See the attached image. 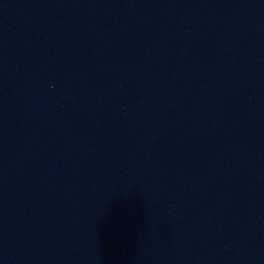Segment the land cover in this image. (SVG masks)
Segmentation results:
<instances>
[{
  "label": "water",
  "instance_id": "1",
  "mask_svg": "<svg viewBox=\"0 0 264 264\" xmlns=\"http://www.w3.org/2000/svg\"><path fill=\"white\" fill-rule=\"evenodd\" d=\"M0 264H264V0H0Z\"/></svg>",
  "mask_w": 264,
  "mask_h": 264
}]
</instances>
